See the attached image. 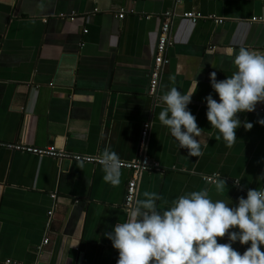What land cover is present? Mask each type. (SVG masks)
Returning a JSON list of instances; mask_svg holds the SVG:
<instances>
[{"label": "crops", "instance_id": "crops-1", "mask_svg": "<svg viewBox=\"0 0 264 264\" xmlns=\"http://www.w3.org/2000/svg\"><path fill=\"white\" fill-rule=\"evenodd\" d=\"M190 11L204 19L193 24L181 17ZM166 12L175 15L173 46L154 98L150 71ZM230 47L233 55L239 47L264 54V0H0V264H116L118 251L104 233L127 219L133 176L121 170L119 185L111 186L101 165L13 145L89 157L107 149L120 161L145 155L160 170L140 175L136 201L155 191L159 208L193 190L235 204L248 189L264 188V125L257 123L264 103L238 113L252 127L241 124L230 147L205 117L203 98L218 99L209 73L222 80L234 70ZM194 79L187 107L202 128L199 157L179 148L158 120L165 107L160 96L170 87L186 93ZM215 175L226 184L219 193L203 180ZM45 239L49 245L40 251Z\"/></svg>", "mask_w": 264, "mask_h": 264}, {"label": "clouds", "instance_id": "clouds-1", "mask_svg": "<svg viewBox=\"0 0 264 264\" xmlns=\"http://www.w3.org/2000/svg\"><path fill=\"white\" fill-rule=\"evenodd\" d=\"M234 70L222 80L209 73V83L218 99L209 93L203 98L205 117L227 146L237 139L235 130L243 124L238 113L253 112L264 103V54L239 47L233 55ZM197 81L186 93L170 87L160 96L164 103L158 120L179 148L189 156L199 157L202 145L197 139L201 129L188 109ZM264 125V118L257 120ZM102 179L111 186L120 183L121 163L115 152L107 149L99 157ZM264 181V176L259 177ZM234 183L239 186L240 181ZM219 193L225 180L215 181ZM127 210V219L111 226L104 235L118 251L116 264H264V188L248 189L235 204L212 200L206 189L193 190L173 199L167 208H159L157 192L143 193ZM226 242L218 243V238ZM238 243L243 251L233 247Z\"/></svg>", "mask_w": 264, "mask_h": 264}, {"label": "built area", "instance_id": "built-area-1", "mask_svg": "<svg viewBox=\"0 0 264 264\" xmlns=\"http://www.w3.org/2000/svg\"><path fill=\"white\" fill-rule=\"evenodd\" d=\"M246 1H250V0H246ZM118 17L120 20H122L125 17L124 11H121ZM174 17L175 15L172 12H166L163 14L162 17L163 23L160 28L159 38L156 46V54L150 71V82H149V90H148L150 96L154 98L157 97L158 95L160 81L164 73V70L170 63L168 59L167 51L169 47L173 46L171 29H172V19ZM181 17L185 20L192 22L193 24H196L199 20L204 19L202 14L196 11L185 12L181 15ZM208 19L214 20L213 17H209ZM256 20H257L256 18L253 19V21ZM215 22L216 24L219 25L224 24V20H220V19H215ZM149 132H150V124L146 123L143 126L141 132V138H140V143L143 148L147 145ZM9 148L18 152L33 154L37 156H45L60 160H70V161L82 162L86 164L100 165L99 157L70 155L64 151H58L54 147L37 149L23 145H13ZM120 163H121V170H128L133 172L132 179L128 181L125 192L124 207L126 210H129L132 207L133 203L136 201V197L138 193V181L140 175L152 170L159 171L160 168L158 165L152 164L148 159V157L145 155H142L140 158H137L132 161H120ZM217 179L218 176L216 175L207 176L203 178V180L208 184H215V181ZM52 198L55 199V196L53 195ZM48 215H49V224H51V220L54 216V211L51 210L48 213ZM48 245H49V239H45L39 250L41 251L43 247H46ZM4 264H18V263L6 261Z\"/></svg>", "mask_w": 264, "mask_h": 264}]
</instances>
